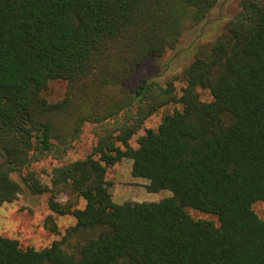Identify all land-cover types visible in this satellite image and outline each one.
I'll use <instances>...</instances> for the list:
<instances>
[{"label": "trees", "instance_id": "obj_1", "mask_svg": "<svg viewBox=\"0 0 264 264\" xmlns=\"http://www.w3.org/2000/svg\"><path fill=\"white\" fill-rule=\"evenodd\" d=\"M219 1L0 0V205L22 191L12 173L63 159L86 122L97 138L84 158L53 167L51 186L34 173L28 182L76 223L40 249L0 235V264H264V217L253 208L264 201V0H240L173 77L128 87ZM60 79L65 96L51 102L43 92ZM64 114L72 129L59 135L51 118ZM123 158L149 192L172 194L116 202L107 172Z\"/></svg>", "mask_w": 264, "mask_h": 264}, {"label": "rangeland", "instance_id": "obj_2", "mask_svg": "<svg viewBox=\"0 0 264 264\" xmlns=\"http://www.w3.org/2000/svg\"><path fill=\"white\" fill-rule=\"evenodd\" d=\"M239 10L240 0H220L206 21L185 31L175 49H169L159 58H149L138 68L128 87L134 86L136 82L145 77L165 82L168 78L176 75L181 71L184 62L191 59L197 44L213 39L222 29L226 19L236 15ZM176 84L178 88H181L184 82L176 80ZM66 89L67 82L65 80H53L43 92V95L51 102H56L65 96ZM200 93L203 99H211V94L207 89H200ZM174 106H165L151 115L140 132L131 140L132 144L137 146L138 136L143 134L147 127L157 128L163 114L173 110ZM51 119L55 121L56 132L59 135H65L67 131L72 129V122L68 120L65 114L52 115ZM93 129V124L86 122L78 136L72 140L71 147L63 159H58L54 153H51L33 161L29 167L22 171L12 173V176L20 181L22 191L14 201L0 205V235L16 238L23 246H33L40 249L50 245L54 240L60 239L66 230L76 223L74 216L70 214L60 215L51 210L49 206L50 192L35 194L28 187V182H30L31 173H34L41 183L51 186L53 167L64 162L84 158L92 151L97 141ZM131 168L132 160L129 158H123L108 168L107 178L112 183V191L116 202L122 203L128 199L156 201L172 194L169 189L149 192L145 187V183L148 181L145 178L133 176ZM59 199L66 201L67 196L62 193L59 195ZM84 203V200H81L82 206ZM253 208L259 216L264 217V201H256ZM188 210L195 218H208L217 221L214 214L201 212L193 208Z\"/></svg>", "mask_w": 264, "mask_h": 264}, {"label": "crops", "instance_id": "obj_3", "mask_svg": "<svg viewBox=\"0 0 264 264\" xmlns=\"http://www.w3.org/2000/svg\"><path fill=\"white\" fill-rule=\"evenodd\" d=\"M146 183H147V182H146ZM146 183H145V184H146Z\"/></svg>", "mask_w": 264, "mask_h": 264}]
</instances>
